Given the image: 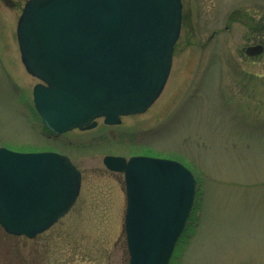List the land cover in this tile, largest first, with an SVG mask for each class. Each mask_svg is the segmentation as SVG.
I'll list each match as a JSON object with an SVG mask.
<instances>
[{"label": "rangeland", "instance_id": "obj_1", "mask_svg": "<svg viewBox=\"0 0 264 264\" xmlns=\"http://www.w3.org/2000/svg\"><path fill=\"white\" fill-rule=\"evenodd\" d=\"M28 0H0V148L54 152L81 172L67 215L33 239L0 227V264H129L121 173L106 156L170 159L196 179L170 264H264V0H182L183 23L156 101L120 124L55 135L33 106L39 81L20 59Z\"/></svg>", "mask_w": 264, "mask_h": 264}, {"label": "water", "instance_id": "obj_2", "mask_svg": "<svg viewBox=\"0 0 264 264\" xmlns=\"http://www.w3.org/2000/svg\"><path fill=\"white\" fill-rule=\"evenodd\" d=\"M181 17V0L27 1L16 36L25 70L39 81L32 96L43 126L61 135L144 113L169 76ZM103 165L123 174L129 264H169L193 209L195 176L144 156H106ZM80 186L64 155L0 148V227L35 238L69 212Z\"/></svg>", "mask_w": 264, "mask_h": 264}, {"label": "flooded vegetation", "instance_id": "obj_3", "mask_svg": "<svg viewBox=\"0 0 264 264\" xmlns=\"http://www.w3.org/2000/svg\"><path fill=\"white\" fill-rule=\"evenodd\" d=\"M182 6H183V4H182ZM183 8V7H182ZM182 21H183V9H182ZM172 259V258H171Z\"/></svg>", "mask_w": 264, "mask_h": 264}, {"label": "bare ground", "instance_id": "obj_4", "mask_svg": "<svg viewBox=\"0 0 264 264\" xmlns=\"http://www.w3.org/2000/svg\"><path fill=\"white\" fill-rule=\"evenodd\" d=\"M182 1V0H181ZM182 23H183V21H182Z\"/></svg>", "mask_w": 264, "mask_h": 264}]
</instances>
